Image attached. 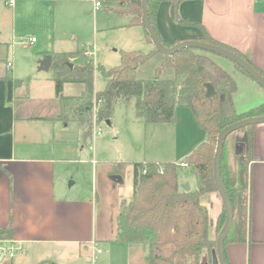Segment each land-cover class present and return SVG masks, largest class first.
Masks as SVG:
<instances>
[{
	"label": "crops",
	"instance_id": "1",
	"mask_svg": "<svg viewBox=\"0 0 264 264\" xmlns=\"http://www.w3.org/2000/svg\"><path fill=\"white\" fill-rule=\"evenodd\" d=\"M40 1L14 0L9 5L8 0H0V164L9 171L8 174L0 169V227L11 225L12 238L9 241L19 247L22 253L41 251L48 247L78 245L94 249L99 242L107 239V235L97 229L96 191L92 197L57 194L56 164L65 161L57 153V148L58 142L66 139H58L55 128L51 131L49 126L42 124L57 121L67 126L75 121L66 123L56 119L32 118H55L62 110L55 98L54 86L53 98L48 100L44 97L39 114H35L36 111L28 104V78L35 74L39 61L50 51L42 45H33L25 57H19L15 51V47L21 45L16 37L18 30L25 23L33 26L38 24L37 15L41 16ZM154 24L160 40L167 46L185 39L200 40L206 33L248 58L264 73V0H181L177 3L173 0H161L157 4ZM32 38L34 37L30 41H33ZM141 39H144L148 51H151L153 45L143 33ZM55 53L72 52L55 51L53 54ZM210 57L234 78L237 88L233 93V101L237 111L242 112L264 102V88L253 78L228 59L231 64H224L215 56ZM7 63L11 64L10 71H7ZM226 65H229L228 69ZM35 76L42 78L41 75ZM14 80L22 82L14 85ZM67 83L76 82L64 83L62 93L65 96L78 95L83 89L81 86L78 91L65 92ZM52 102L55 104L50 105ZM180 117L185 122L186 131L180 140L176 131V143L171 154L179 156L165 159L166 157L151 155L141 160L126 161L129 163L131 176L133 162L174 161L203 137V131L196 124L188 107L177 106L173 121L165 124H171L175 119L177 123ZM109 122H112V117ZM78 129L82 139V131L79 127ZM244 137L245 132L242 131L239 135L235 134L233 141L243 140ZM241 156L245 162L243 195L236 200L230 229V232L233 230V236L229 232L224 252L228 264H264V123L255 126L251 156L247 157L246 148ZM225 160L222 163L227 165L228 183L237 189L238 195L241 185L238 165L233 161L232 147ZM90 161L93 172H96L98 162L93 157ZM117 163L120 165L121 162ZM122 169L123 167L116 166L110 176L117 178L119 182ZM180 181L183 183L181 179ZM200 203L209 209L212 230L213 217H217L222 208L221 200L216 192H207L200 196ZM112 234L115 240L116 233ZM206 252L207 250H203L202 253ZM13 257L15 254L0 264H17Z\"/></svg>",
	"mask_w": 264,
	"mask_h": 264
},
{
	"label": "trees",
	"instance_id": "2",
	"mask_svg": "<svg viewBox=\"0 0 264 264\" xmlns=\"http://www.w3.org/2000/svg\"><path fill=\"white\" fill-rule=\"evenodd\" d=\"M100 1L117 14L128 15L127 25L142 26L140 0ZM159 1L148 2L150 22L155 31L154 15ZM173 1L177 3L181 0ZM143 31L146 40L151 43L144 28ZM200 40L232 50L251 63L248 58L206 33ZM211 54L214 53L192 47L179 49L169 56L162 55L154 47L148 52L140 49L120 50L119 64L105 68L86 58L73 62L72 53H55L50 67L56 73L53 77L55 98L62 110L55 118L32 117L66 123L75 121L82 131V139L87 140L92 135L94 114L98 122L110 121L117 103L133 99L136 116L145 123H169L174 119L177 106L190 108L196 124L203 131V137L174 161L133 162L132 195L121 199L119 204L115 240L146 244L149 264H201L203 250H207L211 260V250L215 247L216 235L224 222L225 211L222 208L219 212L212 237L210 213L200 203V196L216 191L212 160L217 134L234 121L264 114V102L242 112L236 110L233 101L236 82L227 70L211 59ZM256 69L264 76L263 72ZM95 73L100 74L104 80V87L98 91L94 90ZM21 82L14 80V85ZM66 82L81 83L83 89L78 95L65 96L62 91ZM206 82H210L214 89L211 96L205 95ZM94 102L97 106L95 113ZM255 126L250 124L239 129L245 132L242 142L247 157L251 156ZM181 158L188 160V166L196 175L195 189L185 191L181 187L178 175L180 166L176 164ZM222 160L223 152L221 176L235 208L237 189L228 183ZM0 169L9 174L2 164ZM11 238V225L0 227V240Z\"/></svg>",
	"mask_w": 264,
	"mask_h": 264
},
{
	"label": "rangeland",
	"instance_id": "3",
	"mask_svg": "<svg viewBox=\"0 0 264 264\" xmlns=\"http://www.w3.org/2000/svg\"><path fill=\"white\" fill-rule=\"evenodd\" d=\"M39 5L41 16L37 15L38 24L33 26L25 23L17 32L16 37L21 45H17L15 51L19 57H25L33 45H42L49 49L48 54H53L55 51L72 52V61L76 62L83 58L82 52L88 50L95 53L93 64L100 63L105 68H110L119 64L120 50L140 49L148 52L144 39L143 41L141 39V34H144L143 27L127 25L128 15L117 14L112 9L109 10L104 3L96 8L94 0H41ZM31 37H34L33 41H30ZM211 56L219 58L223 63L230 62L217 54ZM38 66L34 73L41 75L42 78L39 79L34 74L28 78L27 83V93L30 97L28 104L36 111L35 114L40 113L44 97L48 100L53 98V77L56 75L52 67L42 70L38 69ZM227 67L229 65H226ZM81 86H83L81 83H67L65 92L78 91ZM103 87V78L95 73L94 90L98 91ZM53 104L55 103H50ZM175 122L145 123L136 117L134 100L131 99L126 103H117L114 106L112 122L100 124L103 133L92 134L87 140L81 139L76 122H71L67 126L57 121L42 123L49 126L51 131L55 128L58 139H66V141L60 140L57 148L60 157L65 158L63 163L56 164L57 194L92 197L96 191L97 229H101L107 235V239L99 242L94 249L78 245L48 247L27 253L14 250L13 258L17 260V264H149L146 244L133 245L115 241L112 232H117L118 203L121 198L130 197L133 190L131 171L126 161L141 160L151 155L166 157L165 159L179 156V154L171 156L176 143L174 136L177 131L180 140L186 131V126L182 117L177 123ZM193 126L198 129L196 125ZM241 132L236 130L227 136L223 155V160L226 162V156L232 147L233 161L238 165V179L241 185L236 200L243 195L245 162L241 155L245 146L242 140L233 141V138L235 134L239 135ZM89 145L93 147L92 151ZM92 157L98 162L96 172H93L90 161ZM179 161L188 160L181 158L177 162ZM117 162H121L120 165H117ZM116 166L123 167L119 182L117 178L110 176ZM178 175L183 182H188L192 189L196 188L197 178L191 167H179ZM216 219L217 217H213L212 230L210 229L212 237ZM230 236H233V230ZM209 256L208 252L202 253L201 264H211ZM9 258L11 257L6 254L1 263Z\"/></svg>",
	"mask_w": 264,
	"mask_h": 264
},
{
	"label": "water",
	"instance_id": "4",
	"mask_svg": "<svg viewBox=\"0 0 264 264\" xmlns=\"http://www.w3.org/2000/svg\"><path fill=\"white\" fill-rule=\"evenodd\" d=\"M140 1H141V10H142L140 17L141 24L145 29V31L147 32V34L149 35L153 47L159 53H161L162 55L169 56L179 49L188 48V47L198 48L208 52H212L214 54L225 57L226 59L239 65L250 75L251 78H253L262 88H264V76L248 60L244 59L242 56H240L239 54L235 53L232 50H229L217 44L203 42L198 39H185L176 42L175 44H172L170 46L165 45L160 40V37L158 36L157 32L151 25L150 17H149V8H148L149 0H140ZM51 62H52V56L46 55L44 56V58H42L39 61L38 68L42 70H46L50 67ZM206 66L208 67V63H206ZM205 88H206V92H205L206 96L213 95L214 89L210 82L205 83ZM105 122L106 124L110 123L109 120H106ZM262 123H264V114L248 116L240 120L234 121L230 124H227L217 134L213 160H212V175L216 187V192L221 200L222 208L225 211V218L220 230L216 235L215 247L212 248L211 250L212 264H228L224 252V243L232 227L233 217H234V208L221 176V157H222L225 139L230 133L239 130L240 128H243L246 125H250V124L257 125ZM181 187L185 191H188L190 189L188 182L181 183Z\"/></svg>",
	"mask_w": 264,
	"mask_h": 264
},
{
	"label": "built area",
	"instance_id": "5",
	"mask_svg": "<svg viewBox=\"0 0 264 264\" xmlns=\"http://www.w3.org/2000/svg\"><path fill=\"white\" fill-rule=\"evenodd\" d=\"M14 0H8V4L11 5L13 4ZM94 5L95 7H100L102 6V2L100 0H94ZM34 38H32L33 40ZM95 53L94 52H90L88 50H85L84 52H82V57L89 59V60H93ZM10 63H7V71H10ZM96 104L94 102V107H93V111L95 113L96 110ZM105 121H100V123L96 120L95 114L93 116V123H92V134L95 135H101L103 133L102 130V126L100 124H104ZM90 149H92V146L90 145ZM176 164L180 167H188V163L184 162V161H179L176 162ZM20 248L15 246L14 244H12L9 240H0V262L3 259V257L8 254L9 257H12L14 255V250H19Z\"/></svg>",
	"mask_w": 264,
	"mask_h": 264
}]
</instances>
